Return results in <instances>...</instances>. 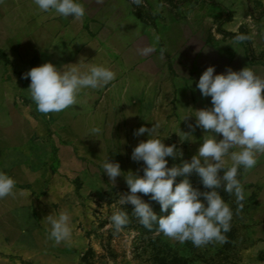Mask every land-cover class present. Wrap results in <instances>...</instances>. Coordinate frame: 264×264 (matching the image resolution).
Returning a JSON list of instances; mask_svg holds the SVG:
<instances>
[{"label": "rangeland", "instance_id": "rangeland-1", "mask_svg": "<svg viewBox=\"0 0 264 264\" xmlns=\"http://www.w3.org/2000/svg\"><path fill=\"white\" fill-rule=\"evenodd\" d=\"M81 2L80 20L42 12L33 0L0 4V171L16 181L15 195L0 199V264H264V155L253 169L239 170L245 193L239 213L235 195L218 189L233 212L223 242L181 244L156 225L144 227L131 204L119 203L130 194L128 172L144 174L132 152L148 133L135 130L159 123L156 138L178 150L167 166L190 162L205 135L189 127L195 110L212 107L197 88L202 73L209 66L214 75L249 67L264 77V0ZM146 47L153 51L142 55ZM81 58L89 63L82 71L102 65L115 79L82 90L72 108L40 113L24 74L46 62L63 70ZM94 127L101 129L97 136L90 135ZM107 158L122 171L114 183L102 168ZM187 178L200 192L211 191L195 172ZM137 195L158 216L168 214L151 194ZM116 209L129 217L120 232L109 219ZM62 211L72 236L56 244L44 219Z\"/></svg>", "mask_w": 264, "mask_h": 264}, {"label": "clouds", "instance_id": "clouds-1", "mask_svg": "<svg viewBox=\"0 0 264 264\" xmlns=\"http://www.w3.org/2000/svg\"><path fill=\"white\" fill-rule=\"evenodd\" d=\"M132 2L139 6L142 0ZM3 3L4 0H0V4ZM33 3L42 12H55L63 18L71 16L80 20L86 14L81 0H33ZM97 3H103V0H97ZM244 39L237 36L236 42ZM152 51L151 47H146L141 54ZM82 63L89 65L81 58L78 64L65 65L61 70L46 62L24 74L23 78L30 77V97L40 113H59L72 108L78 105L82 90L99 89L115 79L116 73L108 67L92 64L82 71ZM214 72V66H209L197 84L202 96L211 97L212 103L211 108L195 110L196 124L189 125L193 131L195 127L205 131L197 154L190 162L182 160L180 165L168 167L166 158H176V145L166 146L156 138L159 123H154L151 128L141 126L134 135L148 133V139L133 149L132 159L143 161L144 174L140 176L129 171V175H124L130 194H121L119 201L121 205L133 206V214L144 227L151 230L156 225L158 234L181 244L190 241L195 247L224 241L222 232L230 230L233 212L218 189L235 195L239 213L245 199L243 186L237 178L239 170L253 169L258 157L264 155V77L249 67L240 71L228 68L226 74L214 75ZM189 116L192 115L183 120ZM100 132L99 127H94L90 135L97 136ZM219 135L223 138L217 140ZM181 140L184 141L182 137ZM227 160H231V166L227 165ZM102 168L113 183L122 175L120 164L110 162L108 158ZM221 170L222 176L219 174ZM193 172L211 191L200 192L192 186L187 177ZM177 177L184 179L176 183ZM15 186L14 178L0 171V199L14 196ZM138 193L151 194V199L160 204L161 212L168 214L158 216ZM109 219L116 232L122 231L129 223L127 212L121 209L114 210ZM44 220L50 225L49 239L56 244L71 239L70 216L66 211L58 216L48 215Z\"/></svg>", "mask_w": 264, "mask_h": 264}, {"label": "trees", "instance_id": "trees-1", "mask_svg": "<svg viewBox=\"0 0 264 264\" xmlns=\"http://www.w3.org/2000/svg\"><path fill=\"white\" fill-rule=\"evenodd\" d=\"M227 232H228V231H227ZM227 232H225V234H226Z\"/></svg>", "mask_w": 264, "mask_h": 264}]
</instances>
